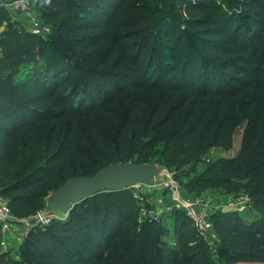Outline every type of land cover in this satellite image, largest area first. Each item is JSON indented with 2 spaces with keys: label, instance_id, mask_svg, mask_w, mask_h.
I'll return each instance as SVG.
<instances>
[{
  "label": "trees",
  "instance_id": "trees-1",
  "mask_svg": "<svg viewBox=\"0 0 264 264\" xmlns=\"http://www.w3.org/2000/svg\"><path fill=\"white\" fill-rule=\"evenodd\" d=\"M35 12L48 33L0 7V195L14 216L48 209L72 178L159 163L193 197L245 196L243 212L211 215L219 261L264 264V0H40ZM242 122L237 156L209 159ZM141 207L130 189L97 194L15 255L0 247V264H215L184 212L140 222Z\"/></svg>",
  "mask_w": 264,
  "mask_h": 264
},
{
  "label": "built area",
  "instance_id": "built-area-1",
  "mask_svg": "<svg viewBox=\"0 0 264 264\" xmlns=\"http://www.w3.org/2000/svg\"><path fill=\"white\" fill-rule=\"evenodd\" d=\"M39 3L40 0H10L9 2H0V7L10 8L30 19L32 23L31 31L36 35H40L42 32L41 24L43 22L35 16L34 12ZM209 162L210 160H207V163ZM177 182L176 180H172L166 186V188L170 189L169 192L172 197V203L170 205H159V207H157L158 205H153L152 207H154V209L150 208L149 210H145V207H141L140 216L144 219H149L151 222H159L164 215H172L175 211H181L184 212L186 217L191 221L193 228L200 237L207 236L214 230L209 204L204 201V195L201 197L192 196L184 198L178 185L179 182ZM142 185L144 186V184H135L128 189L132 190L135 199L141 206H144V199H142L139 192H135L133 188ZM236 211L242 210L237 209ZM68 216L69 212L66 213L65 219H67ZM58 219L59 218L49 209L38 212L32 218L17 219L11 211L8 201L0 195V247L2 251L7 252L13 250V246L19 248L29 233L38 228L44 229L54 220Z\"/></svg>",
  "mask_w": 264,
  "mask_h": 264
},
{
  "label": "rangeland",
  "instance_id": "rangeland-1",
  "mask_svg": "<svg viewBox=\"0 0 264 264\" xmlns=\"http://www.w3.org/2000/svg\"><path fill=\"white\" fill-rule=\"evenodd\" d=\"M35 16H37L36 12H35ZM45 28L42 30L41 34H45V33L49 32V29L45 30ZM21 77H22V75H21ZM252 89H255L254 85L252 86ZM104 118L107 119V115H105ZM246 123L247 122H242L239 125H237V127L235 128L234 134H233V142H232L230 149L223 150V149H219V148H214L211 151V153L209 154L208 158L211 160H216L219 158L230 159V158L236 157L240 151V148H241V145L243 142V136H244V133L246 130ZM154 165H156L159 168V175L153 179V183L151 185H145L144 184V186L142 185L139 187H133L134 191L139 192L142 199H144L145 205L142 207H145L146 208L145 210H149L150 208L154 209V207H152L153 205H158L157 207H159V205L165 206V205H170L172 203L171 193L169 192L170 189L166 188V186L172 180H174V181L176 180L175 173L164 168L159 163H154ZM203 168H204L203 165L199 166L197 171L200 172ZM188 172H191L190 169L188 170ZM188 176L193 177V176H195V174L192 173L191 175H188ZM178 185L180 187V190H181L184 198L192 197L191 195L187 194L184 191V189L182 188L180 183H178ZM133 188H131V189H133ZM203 199L205 202H207L209 204L210 213L216 212L217 210L225 211V212H235L237 209L242 210L239 212H243V210L246 206V203L248 202V200L245 196L244 197L243 196L237 197L235 195L228 196V195H225L224 193H221V192H212V191L206 192L204 194ZM48 206H49L48 209L51 212H53L59 219L65 220L66 214L60 212L51 203V201H50V203H48ZM166 216H169V215H164L163 217H166ZM163 217H162V219H163ZM254 218H255V216L252 214H248V213L245 214V219L247 222L253 221ZM143 221L151 222L149 219H144L143 217L140 216V222H143ZM159 222H154V223H159ZM172 237H173V235H172ZM200 238L204 243V250L208 252L210 259L215 264H221L219 261L220 242H219V239H218L217 235L215 234L214 230L212 232H210L207 236L200 237ZM13 247H14V249L12 250V252L15 255L19 248H17L16 246H13Z\"/></svg>",
  "mask_w": 264,
  "mask_h": 264
},
{
  "label": "water",
  "instance_id": "water-1",
  "mask_svg": "<svg viewBox=\"0 0 264 264\" xmlns=\"http://www.w3.org/2000/svg\"><path fill=\"white\" fill-rule=\"evenodd\" d=\"M46 27L41 24V29ZM159 175L154 164H112L92 177L72 178L52 192L51 203L62 213L70 212L76 205L100 193L118 192L135 184L151 185Z\"/></svg>",
  "mask_w": 264,
  "mask_h": 264
},
{
  "label": "crops",
  "instance_id": "crops-1",
  "mask_svg": "<svg viewBox=\"0 0 264 264\" xmlns=\"http://www.w3.org/2000/svg\"><path fill=\"white\" fill-rule=\"evenodd\" d=\"M9 2L10 0H0V2ZM11 15L13 22H18L20 25H22L23 27H25L27 30H31L32 29V23L31 20L26 18L24 15L17 13L13 10H11L10 8H5ZM5 27V26H4ZM4 27H0V32H2L4 30Z\"/></svg>",
  "mask_w": 264,
  "mask_h": 264
},
{
  "label": "clouds",
  "instance_id": "clouds-1",
  "mask_svg": "<svg viewBox=\"0 0 264 264\" xmlns=\"http://www.w3.org/2000/svg\"><path fill=\"white\" fill-rule=\"evenodd\" d=\"M44 2H45V3H49V2H50V0H44Z\"/></svg>",
  "mask_w": 264,
  "mask_h": 264
}]
</instances>
